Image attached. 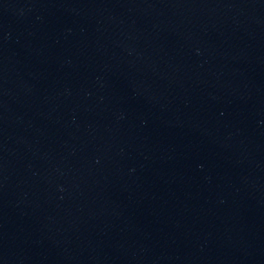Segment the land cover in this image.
Listing matches in <instances>:
<instances>
[{"label":"water","instance_id":"1","mask_svg":"<svg viewBox=\"0 0 264 264\" xmlns=\"http://www.w3.org/2000/svg\"><path fill=\"white\" fill-rule=\"evenodd\" d=\"M0 264H264V0H0Z\"/></svg>","mask_w":264,"mask_h":264}]
</instances>
